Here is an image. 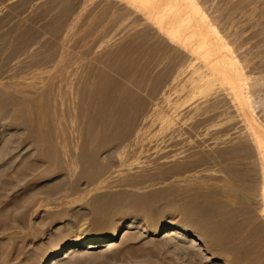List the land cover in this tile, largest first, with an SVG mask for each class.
<instances>
[{"label":"rangeland","instance_id":"obj_1","mask_svg":"<svg viewBox=\"0 0 264 264\" xmlns=\"http://www.w3.org/2000/svg\"><path fill=\"white\" fill-rule=\"evenodd\" d=\"M196 1L246 77V114L127 0H0V264L124 223L109 251L55 264H264L248 126L264 131V0Z\"/></svg>","mask_w":264,"mask_h":264},{"label":"bare ground","instance_id":"obj_2","mask_svg":"<svg viewBox=\"0 0 264 264\" xmlns=\"http://www.w3.org/2000/svg\"><path fill=\"white\" fill-rule=\"evenodd\" d=\"M127 1H129V3L137 8L144 15L146 20L153 24L169 41L187 50L196 60L200 61L204 65V67L211 73V75L217 77L222 82V84L227 87L234 102L241 109V112L242 110L243 112H245L248 107V103H251V101H253L252 99H250L252 98V96L249 98L245 96L246 94L244 92V88H247L244 87L246 84V77H244L241 67L233 57L234 54L231 53V47L229 48L228 44L221 38L222 36H220L213 25L210 24L206 14L204 13L203 7L196 0ZM14 74L12 75L13 77L11 76L12 79L10 80L14 79ZM21 77L22 76H20L21 83H15V86L16 84H19V89L20 85L24 82L22 80L23 77ZM17 78L19 77L17 76ZM13 81L17 82L16 78ZM12 85L10 86L11 89L15 88V90H18V87L16 89V87H13L14 85ZM248 99H250L251 101L249 100V102ZM248 121L249 129L252 130L253 135L257 138L260 144V148H263L264 131L261 130L262 127L260 128L253 118L249 119ZM262 181V216L264 217V168ZM132 227V224L125 225L124 223L118 226L108 237H85L78 242L67 241L63 243L58 248V250L51 252L42 264H55L57 261L62 260L61 258H68L69 253L71 254L73 252H75L76 254H81L85 251L92 250H101V252H107L111 248H113L116 245L117 241H119V238L123 234H126ZM155 234H166L168 237H174L175 239L180 241H188L191 246L199 245L198 242L193 238V236H189L186 233L184 234L171 225L159 226L155 230Z\"/></svg>","mask_w":264,"mask_h":264}]
</instances>
